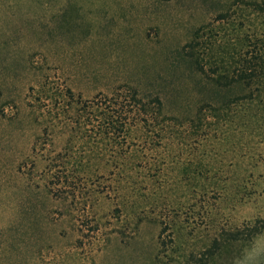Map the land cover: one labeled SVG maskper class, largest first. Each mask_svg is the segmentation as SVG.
I'll return each mask as SVG.
<instances>
[{
  "label": "rangeland",
  "instance_id": "374dc122",
  "mask_svg": "<svg viewBox=\"0 0 264 264\" xmlns=\"http://www.w3.org/2000/svg\"><path fill=\"white\" fill-rule=\"evenodd\" d=\"M262 24L249 0H0V264H264V83L229 82ZM128 88L162 111L94 137L82 105ZM49 163L78 168L51 191Z\"/></svg>",
  "mask_w": 264,
  "mask_h": 264
},
{
  "label": "trees",
  "instance_id": "16d2710c",
  "mask_svg": "<svg viewBox=\"0 0 264 264\" xmlns=\"http://www.w3.org/2000/svg\"><path fill=\"white\" fill-rule=\"evenodd\" d=\"M249 3L260 7L264 12V0H249ZM253 37V38H252ZM238 76L232 77V80H244L247 85H252L255 81L264 83V24L261 26L259 32L253 33V36L248 39L247 49L241 54L240 65L238 69ZM153 103L152 108L147 109V105ZM163 102L159 96H156L153 101H146L141 96L137 89L128 88L126 93L119 97L106 96L101 101H85L82 105V113H87L89 121L97 128L95 132L96 138L111 139L115 141V135H118L124 124L127 122L131 115H142L141 121L147 125L152 122L157 113L162 111ZM82 114H79L81 117ZM94 117V118H92ZM37 143L35 142L34 148ZM66 165V164H65ZM65 165H49L48 170L55 181L48 186L53 191L55 186L64 185L65 179L68 176L66 171L69 169L71 172H76L78 166L71 163L70 166ZM62 169L63 173H62ZM73 172V173H74ZM66 185V184H65ZM58 187V186H57ZM263 231V227L256 224H247L241 231L242 236L249 242ZM236 238L237 234H232Z\"/></svg>",
  "mask_w": 264,
  "mask_h": 264
}]
</instances>
